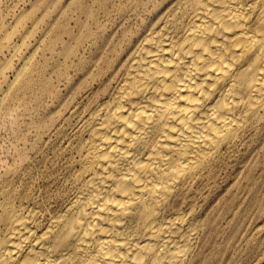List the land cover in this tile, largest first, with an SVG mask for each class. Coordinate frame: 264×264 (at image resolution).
Wrapping results in <instances>:
<instances>
[{
	"label": "bare ground",
	"instance_id": "obj_1",
	"mask_svg": "<svg viewBox=\"0 0 264 264\" xmlns=\"http://www.w3.org/2000/svg\"><path fill=\"white\" fill-rule=\"evenodd\" d=\"M133 34L68 147L73 196L1 214L0 264L191 263L190 191L264 128V0H163Z\"/></svg>",
	"mask_w": 264,
	"mask_h": 264
},
{
	"label": "rangeland",
	"instance_id": "obj_2",
	"mask_svg": "<svg viewBox=\"0 0 264 264\" xmlns=\"http://www.w3.org/2000/svg\"><path fill=\"white\" fill-rule=\"evenodd\" d=\"M162 1L0 0V215L30 205L46 223L65 208L79 120ZM188 196L190 264H264V128L225 149Z\"/></svg>",
	"mask_w": 264,
	"mask_h": 264
}]
</instances>
